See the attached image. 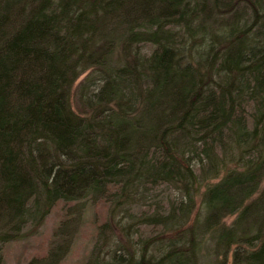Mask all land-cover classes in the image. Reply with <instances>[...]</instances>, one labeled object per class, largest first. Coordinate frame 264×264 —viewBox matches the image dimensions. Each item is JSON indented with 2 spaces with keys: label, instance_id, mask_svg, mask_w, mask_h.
Listing matches in <instances>:
<instances>
[{
  "label": "trees",
  "instance_id": "obj_1",
  "mask_svg": "<svg viewBox=\"0 0 264 264\" xmlns=\"http://www.w3.org/2000/svg\"><path fill=\"white\" fill-rule=\"evenodd\" d=\"M263 180L264 0H0V262L61 211L27 262L60 264L97 206L88 264H264Z\"/></svg>",
  "mask_w": 264,
  "mask_h": 264
},
{
  "label": "rangeland",
  "instance_id": "obj_2",
  "mask_svg": "<svg viewBox=\"0 0 264 264\" xmlns=\"http://www.w3.org/2000/svg\"><path fill=\"white\" fill-rule=\"evenodd\" d=\"M140 51L142 54H149L152 50V45L150 43H143L140 45ZM93 77V70L87 69L84 71L75 81L72 88V105L78 110V105L80 104L79 97V87L87 80V77ZM89 80V79H88ZM264 185V180L262 186ZM177 198L175 190L169 185H161L155 188H151L147 194L146 204H137L131 209L134 213H139L144 210L151 211L156 204L166 208L168 201ZM97 206H89L86 210L85 215L81 219V228L77 236L73 239L72 247L65 257V259L60 264H88V258L91 253V249L94 245V233L93 227L95 223L102 221V218L95 222L94 214L96 212ZM162 208V209H163ZM105 210V209H104ZM61 211H55L50 214L46 220L37 227L36 231L22 238L18 242L11 243L5 250L3 254V261L0 264H27L31 256L35 254H41L45 252L48 246L49 240L51 239L52 229L60 219ZM104 213H102L103 216ZM234 215L228 216L225 220L226 223H231L234 219ZM28 226L26 229H30ZM137 230L134 237L138 236L148 237L153 236L158 232V228L152 226L138 225L135 227ZM231 260V255L229 256V261Z\"/></svg>",
  "mask_w": 264,
  "mask_h": 264
}]
</instances>
